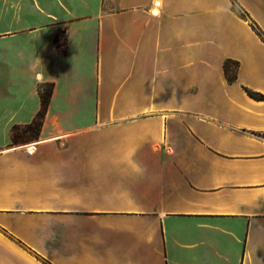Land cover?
<instances>
[{
  "label": "crops",
  "instance_id": "1",
  "mask_svg": "<svg viewBox=\"0 0 264 264\" xmlns=\"http://www.w3.org/2000/svg\"><path fill=\"white\" fill-rule=\"evenodd\" d=\"M0 264H264V0H0Z\"/></svg>",
  "mask_w": 264,
  "mask_h": 264
},
{
  "label": "trees",
  "instance_id": "2",
  "mask_svg": "<svg viewBox=\"0 0 264 264\" xmlns=\"http://www.w3.org/2000/svg\"><path fill=\"white\" fill-rule=\"evenodd\" d=\"M234 77H230V80H233ZM51 87L47 88V89H43L42 87H40L39 89V94H40V101H41V108H40V111L39 113L37 114V117L36 119L30 124V125H27L24 130L22 131L23 134H29V133H32L33 136H31V139H34L37 137L38 135V132H39V129H40V126H41V122L45 116V113H46V110H47V107H48V103H49V100H50V96H51ZM252 96L256 97V98H262V96L260 95H256V94H253L251 93ZM18 138H19V135L17 133L14 132V135H13V138H12V141L13 142H18Z\"/></svg>",
  "mask_w": 264,
  "mask_h": 264
},
{
  "label": "rangeland",
  "instance_id": "3",
  "mask_svg": "<svg viewBox=\"0 0 264 264\" xmlns=\"http://www.w3.org/2000/svg\"><path fill=\"white\" fill-rule=\"evenodd\" d=\"M227 68H228V70L230 72V75H231V73L233 72L234 67L232 65H228ZM42 88L45 90V89H47L49 87L48 86H42ZM17 134L19 135L18 140L19 139H27V140H30L31 139V136H33L32 133H29V134H23V133L20 134V133H17Z\"/></svg>",
  "mask_w": 264,
  "mask_h": 264
},
{
  "label": "bare ground",
  "instance_id": "4",
  "mask_svg": "<svg viewBox=\"0 0 264 264\" xmlns=\"http://www.w3.org/2000/svg\"><path fill=\"white\" fill-rule=\"evenodd\" d=\"M27 149H28V152H33V147L32 146L31 147L29 146Z\"/></svg>",
  "mask_w": 264,
  "mask_h": 264
}]
</instances>
